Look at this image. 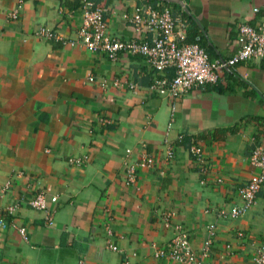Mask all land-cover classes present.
Masks as SVG:
<instances>
[{"label":"crops","instance_id":"0c3cea01","mask_svg":"<svg viewBox=\"0 0 264 264\" xmlns=\"http://www.w3.org/2000/svg\"><path fill=\"white\" fill-rule=\"evenodd\" d=\"M81 1L0 0V264H180L154 257V250L178 225L198 252L210 223L215 234L204 261L251 264L264 234V191L237 218L217 211L237 204L238 187L257 173L249 156L264 147V59L236 63L215 84L178 97L155 94L148 89L154 73L141 55L120 52L111 61L63 42L75 37ZM88 1L105 9L107 32L119 39L150 35L123 19L134 6L177 10L163 0ZM183 3L189 35L211 60L228 58L237 25L264 13V0ZM38 27L60 40L37 36ZM192 142L203 152V172L187 151ZM127 149L132 161L141 149L154 155L151 168L136 167L133 183L125 180ZM39 191L50 224L26 204Z\"/></svg>","mask_w":264,"mask_h":264},{"label":"built area","instance_id":"2783aa9c","mask_svg":"<svg viewBox=\"0 0 264 264\" xmlns=\"http://www.w3.org/2000/svg\"><path fill=\"white\" fill-rule=\"evenodd\" d=\"M180 1L184 5L183 0ZM177 5L179 9L176 11L171 10L167 5L157 6L146 2L134 6L130 15H124L123 19L131 24L134 31H145L149 32L150 35L145 38L119 39L107 32L104 19L105 9L88 0H82L78 9L80 21L75 37L63 40V42L70 46H81L92 52H101L111 61L116 60L120 52L141 55L154 73L148 85L149 91L174 97H178L193 88L215 84L218 73L233 67L236 63L264 59V13L251 23H239L237 25L236 48L228 58L211 60L207 52L198 44L185 41L188 23L181 15L182 5ZM252 11L257 13L258 9L253 8ZM8 17L16 18L17 9L13 8L8 13ZM35 33L37 36L46 39L60 40V37L47 27H38ZM87 80L89 82L94 81L91 75L87 76ZM111 84L117 86L119 81L114 79ZM98 85L104 87L105 81L98 82ZM127 86L134 88V83H128ZM181 139L182 137L178 136L177 141L180 142ZM187 151L192 161L198 164L199 171L203 172L206 169V161L201 148L192 142L187 147ZM129 152L130 150L127 149L123 162L125 180L128 183H133L136 167L151 168L154 164V155L141 149L139 156L135 161H132L129 159ZM163 157L165 160L173 157L170 146L166 145ZM249 162L257 169V173L251 174L238 187L239 202L228 209H219L217 211L218 217L237 218L251 207L257 193L260 190L264 191V147H254L249 156ZM55 199V196L50 197V201H55ZM26 204L44 212V219L47 224L52 222L46 207L45 196L41 191L31 196ZM15 207V203L8 204L4 207V212L6 214L12 212ZM0 225L3 226L2 218H0ZM173 228L174 234L165 246L154 250V257H165L180 264H208L204 261V257L207 256L209 245L214 238L215 225L210 223L206 226L202 248L198 252L191 247L187 234L180 226L175 225ZM16 229L25 238V228L18 226ZM106 233L109 234L110 231L106 229ZM107 246L112 251L118 250L113 243H109ZM251 264H264V234L255 254L251 257Z\"/></svg>","mask_w":264,"mask_h":264},{"label":"trees","instance_id":"16d2710c","mask_svg":"<svg viewBox=\"0 0 264 264\" xmlns=\"http://www.w3.org/2000/svg\"><path fill=\"white\" fill-rule=\"evenodd\" d=\"M165 4H170V3H165ZM171 5L175 6L177 9H179V6L177 4L171 3ZM78 8H79V6H78ZM181 15H182L183 18L186 19L187 23L189 22L190 25H191L192 21H191L190 17L187 15V12H185L184 10H181ZM185 41L188 42V43H196V44H198L200 47H202L205 50V48L202 46L200 40H196L195 39V33H192V34L189 35V27L186 29V38H185ZM182 142L188 143L189 142V139L183 140V137H182V139H181V141L179 143H182Z\"/></svg>","mask_w":264,"mask_h":264},{"label":"water","instance_id":"95a60500","mask_svg":"<svg viewBox=\"0 0 264 264\" xmlns=\"http://www.w3.org/2000/svg\"><path fill=\"white\" fill-rule=\"evenodd\" d=\"M164 2H173V3H176V4H179V5H182V8L185 12H187V9L186 7L182 4V1L180 0H163Z\"/></svg>","mask_w":264,"mask_h":264}]
</instances>
